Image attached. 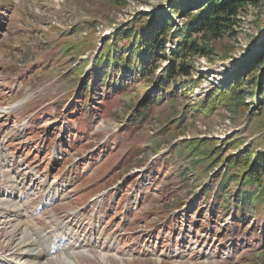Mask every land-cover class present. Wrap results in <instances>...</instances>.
<instances>
[{
    "label": "rangeland",
    "instance_id": "rangeland-1",
    "mask_svg": "<svg viewBox=\"0 0 264 264\" xmlns=\"http://www.w3.org/2000/svg\"><path fill=\"white\" fill-rule=\"evenodd\" d=\"M171 1L0 0V187L3 179L28 186L55 176V192L78 204L104 192L98 220L106 231L183 219L186 228L200 227L209 239L201 240L203 249L218 247L210 264L218 259L221 264H264V197L255 213H239L237 183L225 185L230 205L215 192L230 174L242 180L248 171L241 165L228 169L232 158L264 154V94L245 85L252 93L235 112L219 105L199 116L183 114L224 87L237 66L261 50L264 0L242 3L226 16L220 37L210 39L208 57L174 58L168 36L151 65L157 67L152 77L131 70L123 76L110 68L112 80L121 78L117 87L94 82L91 61L113 44L116 52L122 48L127 54L132 41L119 35L138 18V33L163 13L172 28L185 24L188 18L170 13ZM173 61L174 72L182 65L188 76L175 73L157 102L161 93L154 89ZM263 69L243 74L244 80L259 77ZM180 81L187 87L179 89ZM85 82H94L93 88L84 90ZM0 200L8 204L1 192ZM8 219L0 216V248ZM26 237L22 233L17 239ZM120 239L131 246L138 241L126 234Z\"/></svg>",
    "mask_w": 264,
    "mask_h": 264
},
{
    "label": "trees",
    "instance_id": "trees-1",
    "mask_svg": "<svg viewBox=\"0 0 264 264\" xmlns=\"http://www.w3.org/2000/svg\"><path fill=\"white\" fill-rule=\"evenodd\" d=\"M261 0H172L171 4L173 8L170 13H178L187 19L185 24L181 28H172V22L165 13L163 15H157L153 24H146L143 31L138 33L137 27H140L141 18H138L133 27L125 29L123 35L119 40H126L132 44L130 51L122 49L120 52H116L114 44L108 45L105 51L99 52L94 60L92 73L96 75L94 79L98 85H106L110 87H117L119 85L118 80L121 78L111 79L109 74L110 68H116L121 75H129L131 70L140 77L153 76L157 67H151L154 61H157L158 53L164 49V45L170 36L171 41L174 42L175 51L173 57L180 59L181 57H187L190 54L200 55L201 57H208L212 49L210 47V39L220 37L221 29L224 27L222 23L227 21L226 16L234 15L237 8L243 4H256ZM202 4H201V3ZM191 6V7H190ZM199 6L201 8H199ZM193 8H197L193 12ZM198 33H202L200 37ZM208 38V39H207ZM175 39H177L175 41ZM114 43L118 38L113 39ZM137 45V46H136ZM164 52V50L162 51ZM264 65V43L261 46V50L256 52L253 57L251 56L248 61L240 63L237 66L235 72H232L230 76L225 80L224 87H216L213 94L202 100L192 110L184 113H191L193 116H199L212 110L217 106H224L226 110L230 112L237 111L244 103V98L247 95H251L252 92H248L246 88H255L257 93L261 96L264 94V69L261 71L259 77H250L249 80H244L243 74L249 73L252 69H260ZM175 62L173 61L170 67L159 78L158 83L154 89L155 92L161 93L156 97L157 102L163 100L164 88L169 86L172 77L175 73L188 76V72L182 65L179 66V70L174 72ZM123 70V71H122ZM250 76V74H249ZM101 78V80H99ZM94 82H85L83 89L87 87L93 88ZM132 82H135L132 80ZM96 85V84H95ZM121 85V84H120ZM246 85V88L244 87ZM261 85V90H259ZM178 88H186L185 83L180 81ZM107 87V85H106ZM191 89V88H190ZM190 91V90H189ZM253 91V90H252ZM264 99V98H263ZM153 100H151L152 102ZM144 103V101H143ZM146 107L147 106H143ZM145 108V109H146ZM183 117V115H182ZM181 117V118H182ZM197 145V144H196ZM230 148L234 147L228 145ZM194 147V149H196ZM256 153L248 152L243 156H236L232 158L228 164V169L235 166H243L246 168L245 174L242 175V180H236V177H232L230 174L226 180L218 185V193L229 204V195L225 191L226 182L234 181L236 188H239L236 202L237 211L239 213L249 210V213H254V209L258 204V199L261 196L264 197V154L261 157H256ZM255 158V160H254ZM248 168V169H247ZM242 184L240 185V182ZM255 186L258 192H252V188ZM253 209V210H252Z\"/></svg>",
    "mask_w": 264,
    "mask_h": 264
},
{
    "label": "bare ground",
    "instance_id": "bare-ground-1",
    "mask_svg": "<svg viewBox=\"0 0 264 264\" xmlns=\"http://www.w3.org/2000/svg\"><path fill=\"white\" fill-rule=\"evenodd\" d=\"M6 214H8L7 212H10V210H6L5 211ZM59 224H64V222H61ZM23 234L27 235L26 238H23L21 241L17 238L14 239V237H12V240L14 239V241L16 243H14V247H20V246H24L25 249H23L22 251H20L17 254L20 255H24L25 257H27L26 259V263L25 262H20L19 260L17 261V257L14 258H10L7 259L6 257H3V263L2 261H0V264H39V260L41 258V250L39 247V244L37 242V238L41 235L40 231L37 230H33L31 233L30 232H23ZM7 248L11 249V247L7 246ZM17 250V249H16ZM12 262V263H10ZM76 264H80V263H76Z\"/></svg>",
    "mask_w": 264,
    "mask_h": 264
}]
</instances>
